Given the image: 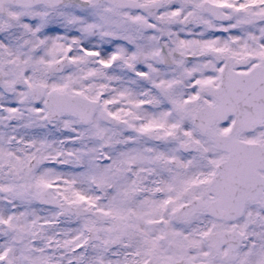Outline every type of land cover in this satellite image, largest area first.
Masks as SVG:
<instances>
[{"label": "snow or ice", "instance_id": "snow-or-ice-1", "mask_svg": "<svg viewBox=\"0 0 264 264\" xmlns=\"http://www.w3.org/2000/svg\"><path fill=\"white\" fill-rule=\"evenodd\" d=\"M0 264H264V0H0Z\"/></svg>", "mask_w": 264, "mask_h": 264}]
</instances>
